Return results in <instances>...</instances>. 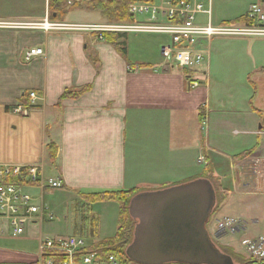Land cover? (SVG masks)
I'll list each match as a JSON object with an SVG mask.
<instances>
[{
    "label": "crops",
    "instance_id": "1",
    "mask_svg": "<svg viewBox=\"0 0 264 264\" xmlns=\"http://www.w3.org/2000/svg\"><path fill=\"white\" fill-rule=\"evenodd\" d=\"M75 2H81V7L73 9L83 8L96 17L88 23H70L68 12L63 21H56L51 19L49 2L38 12L27 7L0 8V23L14 24L0 25V114L15 115L12 109L26 93L37 92L42 98L28 118L21 117L28 128L39 129L40 155L16 159L14 153L2 151L3 141L10 137L12 142L23 125L14 122L3 125L0 132V165L31 166L45 161L51 165L47 148L56 144L59 155L51 165L56 174L53 179H59L61 190L71 194L70 207L76 219L79 214L81 219L70 227L79 236L69 237L98 238L93 245L102 241L100 237L117 234L120 207L105 223L95 208L112 204H91L88 196L126 190L154 192L204 179L210 170L216 197H221L220 208L214 210L222 215L215 237H220L218 221L225 219L240 221V234L253 230L252 223L258 221L248 216L244 206L251 207V198L264 195V38L213 40L207 44L210 56L197 70L164 69L160 47L170 42L168 36L157 42L140 38L155 34H123L119 41L126 49L123 57L120 48L100 34L47 32L34 26L46 20L109 24L101 12L88 10L83 0L70 5ZM213 14L212 4L215 25ZM197 22L206 24L207 17L198 16ZM38 48L44 55L28 59L30 50ZM194 81L201 85L192 88ZM88 86L91 89L79 98L59 103L66 90ZM31 191L38 196L35 192L40 190ZM44 204L54 219L34 224L16 238L26 239L35 226L42 229L40 244L50 238L43 232L56 219L57 210L45 200ZM49 230L54 234L51 238H69L60 235V229ZM5 236L1 238L11 237ZM259 237L264 236L253 239ZM40 256L39 249V260Z\"/></svg>",
    "mask_w": 264,
    "mask_h": 264
},
{
    "label": "built area",
    "instance_id": "2",
    "mask_svg": "<svg viewBox=\"0 0 264 264\" xmlns=\"http://www.w3.org/2000/svg\"><path fill=\"white\" fill-rule=\"evenodd\" d=\"M71 0L69 4L73 3ZM212 0H141L130 4L129 12L134 22L105 25H69L48 20L35 24L47 32L85 31L96 34L150 33L166 35L170 42L161 47L162 67L179 68L182 71H195L210 56L207 44L216 39H261L264 38V4H253L244 16V22L213 25ZM138 14H146L150 19L146 23L135 22ZM207 17L206 24L197 22L198 16ZM0 25H14L1 24ZM27 26L30 24H19ZM99 39H102L100 36ZM42 49H32L28 59L42 56ZM201 85L194 81L192 88ZM42 100L37 92L23 95L21 102L12 112L22 118H28ZM204 158H199L203 162ZM264 173V170H262ZM63 187L59 179L45 178V165L31 166L0 165V233L8 231L13 237L24 236L27 229L44 220L54 219L47 212L44 195L47 189ZM38 189L41 194L33 195L29 190ZM241 222L234 219L218 221L216 230L221 235L235 236L239 233ZM245 259L250 264H264V237L245 239L241 243ZM40 260L36 264H54L52 259L44 261V256L57 254L65 256L63 264H117L113 256L100 259L98 253L82 254L89 249L85 240L78 237L45 238L40 245Z\"/></svg>",
    "mask_w": 264,
    "mask_h": 264
},
{
    "label": "rangeland",
    "instance_id": "3",
    "mask_svg": "<svg viewBox=\"0 0 264 264\" xmlns=\"http://www.w3.org/2000/svg\"><path fill=\"white\" fill-rule=\"evenodd\" d=\"M90 0H83V3H87ZM141 1V0H139ZM144 1V0H143ZM157 2L159 0H156ZM49 0H0V8L6 9V7L11 9H19L22 7H27L31 11H43L44 8L47 6ZM213 2V21L214 24L217 25L222 20H231L233 23H235V19L237 17L242 16L246 12L249 11L250 7L253 4H264V0H212ZM72 4V3H71ZM70 5V4H69ZM59 7V5L54 6ZM73 7V6H70ZM73 9V8H72ZM71 9V16L67 18H70L67 20V22L70 23H88L90 22V18H95L96 15H92L90 13H87L84 11V9ZM116 20V18H114ZM150 19L149 15L146 14H138L135 17V22L137 23H146ZM203 19V18H202ZM52 22L51 20H48ZM109 24H121L120 22H116L113 20H109ZM69 25H78V24H69ZM136 36L138 33H135ZM135 34H133L135 36ZM140 34V33H139ZM143 35V34H142ZM140 37L143 40H146L145 38H155L158 40L167 39L168 37L166 35H159L155 34L150 37ZM148 36V35H147ZM219 42V39H216ZM221 44V43H220ZM163 46V45H162ZM161 51V47H160ZM162 57V56H161ZM18 123L23 124L18 126L17 133H15L13 141H9L10 137H8V140H4L2 143V151L7 152L8 154H13L16 159L18 158H36L38 157L39 150H38V141L41 137L40 131L37 128H28L26 125L27 122L24 121L21 116L19 115H13L12 117L9 116V118L4 117L0 114V132H3L2 126H9L11 123ZM14 126V125H13ZM30 129V130H29ZM33 130V131H31ZM37 145V146H36ZM6 150V151H4ZM2 161V158L1 160ZM45 164V178L46 179H53L56 177V174L54 173L51 165H48V162H43ZM204 172V170H201V174ZM40 192H35L36 195H40ZM33 194L34 191H31ZM73 197L71 194H68L64 190L61 189H55L50 190L47 189L44 195V200L46 205L53 206L56 208V219L51 222L50 224L45 225V229L43 234L44 237H52L54 234L49 230V228H57L60 229L61 232H59L60 235L64 237L69 236H79L76 235V233H71L70 227L73 226V223H76L81 220L80 214L76 219L75 213L72 211V207H70L71 201ZM221 197L217 198L216 203V209L215 212L218 211L220 208L218 204L221 202ZM252 202V206L245 205V210L248 211V216L250 218L255 217L257 224L252 223L255 228H252L253 230H250L246 234H237L238 236H232V235H226V237L221 236L218 237V239L215 237V226L218 219L222 217L221 214H214L211 217L210 223L208 225L209 233L211 238L214 240L213 242L215 245L220 248L223 252L227 251L229 255H232L234 257L235 262H240L238 259L240 257H244L243 249H242V241L247 239V237H250L248 239H253L254 237L263 235L264 236V195H258V197H253L250 199ZM112 204L106 206H99L98 208H95V211H98V209L101 211L103 215V221L107 223L108 220L113 218V212H119V204L115 202H104ZM95 204H102V203H95ZM226 209V208H225ZM225 211V210H223ZM227 211V210H226ZM254 219V220H255ZM81 222V221H80ZM119 225V222H118ZM242 227V223H241ZM241 229V228H240ZM42 233V229L40 226L31 227L29 230V236L26 237V239H19L16 237H7V238H1L6 237L5 235L8 234V231L4 233H0V264H36L39 261V249H40V236ZM8 236V235H7ZM236 237V238H234ZM225 238V239H224ZM98 238L89 239L85 238V242L87 246H93V242L97 241ZM99 240H107L105 237H100ZM18 255H24V257H19ZM7 257L14 258V262H11V260H7ZM27 257V258H26ZM21 258V260H20ZM242 258V260H244ZM17 260V261H16Z\"/></svg>",
    "mask_w": 264,
    "mask_h": 264
},
{
    "label": "water",
    "instance_id": "4",
    "mask_svg": "<svg viewBox=\"0 0 264 264\" xmlns=\"http://www.w3.org/2000/svg\"><path fill=\"white\" fill-rule=\"evenodd\" d=\"M216 203L208 179L140 193L130 205L138 223L129 259L137 264H234L207 229Z\"/></svg>",
    "mask_w": 264,
    "mask_h": 264
},
{
    "label": "trees",
    "instance_id": "5",
    "mask_svg": "<svg viewBox=\"0 0 264 264\" xmlns=\"http://www.w3.org/2000/svg\"><path fill=\"white\" fill-rule=\"evenodd\" d=\"M49 10L51 12V19L56 21H63L64 17L70 12L72 8L81 7V2H75L73 5H69L71 0H49ZM139 0H90L86 3V8L91 11H98L101 14L108 18L120 23H132L134 22L133 16L129 12V6L131 3ZM151 1V0H150ZM59 5V7H54ZM73 6V7H70ZM56 15V17H54ZM116 18V20L114 19ZM245 19L240 18L238 22H244ZM102 37L109 43L119 47L120 53L123 57L127 56L126 49L121 47L120 40L123 39V34L115 33H103ZM91 87H84L81 91L66 90L60 102L63 100L72 98L76 99L83 95L85 92L90 90ZM48 161L49 163L54 164L59 155V149L56 144L50 143L48 145ZM212 182V171L205 173V178ZM166 189V188H165ZM141 193L139 190H126V191H116V192H105L101 194H95L87 197V201L91 204L95 203H104V202H115L119 204L120 207V218H119V228L117 234L107 240L101 241L84 251L82 254L88 253H98L100 259L105 261L109 256H113L116 259L117 264H137L129 259L127 255V249L134 240V233L137 226V221L130 214V205L132 200ZM221 200V199H220ZM219 250L230 256L234 264H250L245 258L242 260L238 259L240 262H235L234 257L229 255L227 251L223 252L220 248ZM44 261L52 259L54 264H63L66 260L65 256H60L57 254H48L45 255Z\"/></svg>",
    "mask_w": 264,
    "mask_h": 264
}]
</instances>
